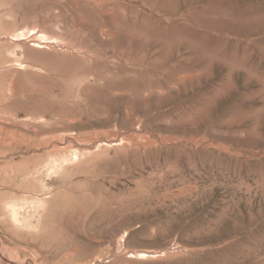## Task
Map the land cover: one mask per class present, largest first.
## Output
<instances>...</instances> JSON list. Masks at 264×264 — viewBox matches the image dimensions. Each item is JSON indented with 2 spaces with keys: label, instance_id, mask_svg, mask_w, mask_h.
Wrapping results in <instances>:
<instances>
[{
  "label": "rangeland",
  "instance_id": "rangeland-1",
  "mask_svg": "<svg viewBox=\"0 0 264 264\" xmlns=\"http://www.w3.org/2000/svg\"><path fill=\"white\" fill-rule=\"evenodd\" d=\"M0 264H264V0H0Z\"/></svg>",
  "mask_w": 264,
  "mask_h": 264
}]
</instances>
